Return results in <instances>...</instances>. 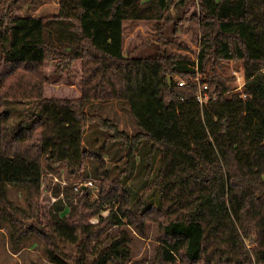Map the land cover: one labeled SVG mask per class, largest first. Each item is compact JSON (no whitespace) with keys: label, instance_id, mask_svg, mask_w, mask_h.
<instances>
[{"label":"trees","instance_id":"1","mask_svg":"<svg viewBox=\"0 0 264 264\" xmlns=\"http://www.w3.org/2000/svg\"><path fill=\"white\" fill-rule=\"evenodd\" d=\"M172 1L179 7L188 0ZM197 1L199 14L191 15L200 40L191 60L167 49L124 53V22L167 18V0H59L57 13L47 17L17 16L11 10L17 0H0V228L3 221L12 225L15 244L33 231L46 243L51 264H126V230L105 245H90L91 239L106 224L120 227L122 219L141 231L153 221L159 244L150 264H264V0ZM48 60L58 73L80 60L78 97L43 95ZM230 60L243 66L244 97L229 92L233 76L223 73L222 63ZM198 75L207 84L205 104L197 100ZM177 78L187 82L178 85ZM92 100L125 102L137 132L88 113ZM7 103L26 107L15 123ZM92 122L106 131L95 151L83 144ZM107 140L127 149L125 169L111 181L103 158ZM142 142L154 204L123 186ZM153 156L158 165L151 175ZM44 161L69 172L94 162L102 202L83 195L77 206L80 219L86 208L101 221H70L79 214L66 196L39 223ZM7 185L26 189L28 210L13 204ZM62 241L75 245L74 255L58 247Z\"/></svg>","mask_w":264,"mask_h":264},{"label":"rangeland","instance_id":"2","mask_svg":"<svg viewBox=\"0 0 264 264\" xmlns=\"http://www.w3.org/2000/svg\"><path fill=\"white\" fill-rule=\"evenodd\" d=\"M197 0H188L184 5L175 7L173 1L167 8V18L162 20H126L123 29V49L124 53H132L136 56H152L160 51L167 49L170 52L186 56L195 60L199 49V25L196 17L191 14H199ZM59 9V0H17L11 6V10L17 16H52ZM223 73L228 76L232 75L230 81V93H234L237 84L236 72L243 70L240 61L230 60L223 62ZM46 76L44 82V93L46 97H78L80 95V76L81 63L75 60L69 71L58 73L55 71L54 62L48 60L44 65ZM202 78L205 75L200 74ZM182 79V78H180ZM79 90V92H77ZM7 108L12 111L13 121L19 120L25 110V106L7 103ZM88 113L97 112L102 117L111 120L117 124L118 128L132 135L137 132V126L130 114L125 102L120 100L97 101L92 100L87 104ZM106 131L101 129L96 122L90 123L84 133L83 144L87 150L95 151L103 145L106 140ZM105 152L103 158L109 172L108 181H111L116 170L125 169L127 159V149L120 145L119 141L107 140L105 143ZM148 144L142 142L138 149L134 151L130 161V174L123 179V186L130 190L136 197L141 195L147 201V204H154L157 201V195H149L147 189L148 179L145 177L144 153ZM152 172L154 174L158 165V156L152 157ZM42 184L40 199L38 202L40 213L38 221L44 224L50 217V209L59 199H65L68 196L71 199L72 206L76 207L78 216L70 217V221L81 220L85 222L90 220L101 221L97 214H92L93 209L83 208L82 218L79 213L80 208L77 206L81 196L85 195L90 203L102 202L100 197L101 176L94 174L96 165L93 161H88L86 165L74 172H69L62 164L52 162H43ZM53 165V166H52ZM91 181V185L86 182ZM6 193L14 205L28 210L26 200V189L17 185H7ZM109 205V204H107ZM106 205V206H107ZM97 206V205H96ZM109 206L117 211L118 204L112 203ZM66 209L69 211L70 207ZM64 211V212H67ZM104 210L100 214L104 215ZM68 214V213H67ZM70 215V213H69ZM123 224L120 227L117 224H106L98 238L91 239L90 245L101 242V245L109 243L111 236L116 235L120 230H126L130 236L128 246L130 248L129 262H139V264H150L154 259L158 241V226L153 221L146 222L143 231L133 225ZM15 231L8 221H3L0 228V264H51L47 258L45 247L46 243L33 231L27 232L15 244L11 236ZM58 247L67 254L74 255L76 252L75 245L69 242H59ZM92 257H89L91 260ZM112 264V263H109Z\"/></svg>","mask_w":264,"mask_h":264},{"label":"built area","instance_id":"3","mask_svg":"<svg viewBox=\"0 0 264 264\" xmlns=\"http://www.w3.org/2000/svg\"><path fill=\"white\" fill-rule=\"evenodd\" d=\"M235 75L237 76L236 79H237L238 86H236L234 92H239L240 96L244 97V96H246L242 92V86L244 84V72H243V70H241L239 72H236ZM194 80L201 82V84H202L201 90L197 94V100L199 101L200 104H205L209 98V95L207 93V84L205 82H202L203 80L199 77V75L195 76ZM176 81H177L178 85H182V84H185L187 82L186 80L180 79V78H177ZM86 184L91 185L92 182L89 180L88 182H86Z\"/></svg>","mask_w":264,"mask_h":264},{"label":"water","instance_id":"4","mask_svg":"<svg viewBox=\"0 0 264 264\" xmlns=\"http://www.w3.org/2000/svg\"><path fill=\"white\" fill-rule=\"evenodd\" d=\"M170 2H172V0H167V4H166V7H167V8H168ZM170 79H171V76H168V80H169V82H171Z\"/></svg>","mask_w":264,"mask_h":264},{"label":"crops","instance_id":"5","mask_svg":"<svg viewBox=\"0 0 264 264\" xmlns=\"http://www.w3.org/2000/svg\"><path fill=\"white\" fill-rule=\"evenodd\" d=\"M77 92H79V90H78ZM80 92H81V91H80Z\"/></svg>","mask_w":264,"mask_h":264}]
</instances>
